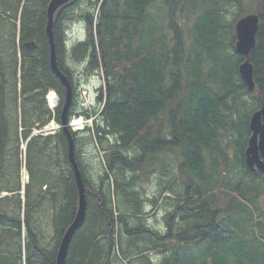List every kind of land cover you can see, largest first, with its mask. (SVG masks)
<instances>
[{
    "label": "trees",
    "instance_id": "16d2710c",
    "mask_svg": "<svg viewBox=\"0 0 264 264\" xmlns=\"http://www.w3.org/2000/svg\"><path fill=\"white\" fill-rule=\"evenodd\" d=\"M50 1L0 0V264H57L79 211L64 130L32 135L54 119L61 123L66 95L49 64ZM82 1L61 7L53 28L58 67L73 81L69 122L94 118L92 126L71 131L80 173L78 159L89 148L90 163H98L81 175L86 218L66 264H122L120 253L136 257L131 264H152V253L159 264H264V211L256 200L264 193V174L250 171L245 156L251 117L264 106V0L250 54L255 91L240 75L244 57L235 49L245 10L230 18L232 8L242 10V0H91L82 15L86 38L69 49L64 23ZM27 41L37 50L24 49ZM73 59L84 62L87 77L104 78L92 105L77 99ZM50 90L59 98L54 112L46 100ZM83 133L89 135L81 140ZM23 141L29 183L22 195ZM168 154L175 157L177 179L169 161L158 168ZM154 172L163 192L143 197L137 183ZM164 191L171 195L161 232L147 208L157 209Z\"/></svg>",
    "mask_w": 264,
    "mask_h": 264
},
{
    "label": "rangeland",
    "instance_id": "374dc122",
    "mask_svg": "<svg viewBox=\"0 0 264 264\" xmlns=\"http://www.w3.org/2000/svg\"><path fill=\"white\" fill-rule=\"evenodd\" d=\"M90 1L91 0H83L79 4V6L74 10L75 12H71L70 16L68 17L69 19L64 23V25L66 26V29H67V47L69 49H71L74 46V44H76L78 41L85 40V38H86L85 22H84L82 15L87 10L90 9V7H91ZM92 1H94V0H92ZM259 1L260 0H242V3H243L242 10H240L237 6H235L234 8L231 9V13L232 12H234V13L243 12L244 13L243 9L245 10V14L256 13L257 5H258ZM97 10H98V6H95L92 11L97 12ZM21 12L22 11L20 10L19 16H18L19 19L17 22L18 32L20 29V19H21V14H22ZM155 12H156V14H159V11H155ZM230 18L231 19L234 18L233 13L230 15ZM80 60H82V58ZM69 65L73 68L74 73H75L74 78H76V91H77V95H78L77 99H79L80 103H83L86 105L94 104L97 89L100 86L104 87V85H105L104 78H102L96 74L92 75L90 77H87L83 72L84 71L83 67L85 66L83 61L76 62L73 59L72 61L69 62ZM19 79H20V76L18 74V80ZM18 87H21V81H18ZM50 91H49L48 95L46 96V98L49 96ZM75 119L76 120L81 119V117L80 116L74 117L72 119V121ZM90 120H91V118L88 120L84 119L83 124L84 125L88 124L89 126H91V123H89ZM56 127H58L57 124L54 125V128H56ZM22 130H24V129L20 128V133H22ZM34 130H33V132H34ZM77 130H79V129L76 128L73 131H77ZM88 135H89L88 133L80 134V139L82 140V139L86 138ZM25 146H26V143L23 141L20 145V155H19L20 163L23 162L21 164L22 170H21L20 181H22L21 179H23V178L24 179L28 178V173H27V171H25V168H26V152H27V150L25 151ZM89 150L90 151L89 152L87 151V153L82 158H79V162L81 161V163H82V167H83L82 170H83L84 176L86 174H88V168H90L92 166L91 168L97 169V166H98V163L96 161H93V163H90L89 159H91V157H92L91 155L93 154V152L90 148H89ZM82 153H84V152H82ZM100 155H103V154L100 153ZM80 159H82V160H80ZM82 161H85L86 163H84ZM167 161H169L170 164L172 165V167H170V168H171L172 174L175 175L174 179H177V176H178L177 175V168H176V163H175V157L173 154H168L166 159H164V161H162V162L160 160V162H159L160 165L158 166L159 170L161 167L165 166L164 164H166ZM96 164H97V166H96ZM152 174L150 175L149 179H147L146 182L140 181L137 183V185L140 189H144V191H142L143 195H144L143 197H153V196L155 197V195H156V197H158L159 194L163 192V189L160 188V186H159V179H161L160 173L154 172V174L153 175ZM165 182H167L166 179H165ZM175 183H177V181H175ZM182 187H183V184L181 183V184H179L178 189H180ZM23 190H24V187L22 186V190L20 192L21 194L25 193V192H23ZM169 193H170V191H164V195L159 199L160 201L156 204L157 207L159 206L157 209L151 208V206H148V208H147L148 215L150 216L149 218H150L151 225H154L156 227V229H159L161 232H164V225H162V219H163V216L165 215L166 211L168 210V206H165L164 200L167 198L166 196H168ZM170 195H171V193H170ZM172 196L173 197H170V198H175V196L173 194H172ZM256 200L258 201L257 205L260 207V209L262 211H264V193L259 199H256ZM113 202L116 205V199L114 196H113ZM117 215H118V213L116 214V216ZM261 218L264 219V216H262ZM44 222H45V220H44ZM43 226L45 228V223H43ZM115 251L119 254L118 246H116ZM145 256H146V253H143V256L141 255L142 258H144ZM118 257H119L120 261L122 262V264H131L133 262V260H136L135 259L136 257H133L131 259L129 258L128 260H130V261H128V260H126L125 257H123V255L121 253ZM151 260H152V264H159L161 258L159 257V255L152 253L151 254ZM115 264H117V263H115Z\"/></svg>",
    "mask_w": 264,
    "mask_h": 264
},
{
    "label": "water",
    "instance_id": "95a60500",
    "mask_svg": "<svg viewBox=\"0 0 264 264\" xmlns=\"http://www.w3.org/2000/svg\"><path fill=\"white\" fill-rule=\"evenodd\" d=\"M71 0H53L49 8V18L50 22L48 24L49 38L53 46V37L52 34V21L54 12L63 4L69 3ZM259 14H251L240 19L236 25V52L246 58L242 66L240 67V74L243 81L247 84L250 91L255 89V84L253 80V66L250 62V53L255 48L256 45V35L259 28ZM28 49H32L29 44H27ZM33 47V45H32ZM55 50V47H54ZM53 69L55 74L60 79L62 85L66 87V103L64 104V114L62 117V122L64 125L67 124L66 115L70 109V104L73 98V93L71 85L68 78L61 72L56 69V65L53 61ZM252 137L249 140V146L246 151V164L252 170L255 171V166L264 173V108L260 111L253 114L251 123H250ZM70 142V159L74 166V170L77 176V181L80 190L81 204L79 215L73 224V226L67 232L65 238L62 241L58 264H65L67 252L72 240V237L76 230H78L84 222L86 214V202L84 189L81 182V176L79 174L77 164L74 156V144L71 136L67 134Z\"/></svg>",
    "mask_w": 264,
    "mask_h": 264
},
{
    "label": "bare ground",
    "instance_id": "6f19581e",
    "mask_svg": "<svg viewBox=\"0 0 264 264\" xmlns=\"http://www.w3.org/2000/svg\"><path fill=\"white\" fill-rule=\"evenodd\" d=\"M52 1L53 0H51L50 2H49V5L46 7V10H47V24H46V34H47V39L49 40V46H50V69H52V71H53V73H54V75H56L55 74V71H54V69H53V61H54V63H55V65H56V69L58 70V71H61L60 69H59V67H58V64H57V56H56V45H55V38H54V30H53V28H54V25H55V20H54V17L56 16L55 14L56 13H58L57 11L61 8V7H63L64 5H66V4H68V3H65V4H63V5H61L55 12H54V14H53V21H52V34H51V36L53 37V46H52V43H51V39L49 38V32H48V24H49V22H50V18H49V8H50V6H51V3H52ZM72 1V0H71ZM48 4V3H47ZM105 5H106V3H105ZM119 6V5H118ZM116 10V9H115ZM117 13V12H116ZM253 14H259V13H253ZM119 15V14H118ZM248 15H251V14H245L243 17H245V16H248ZM243 17H241L240 19H242ZM259 18H260V14H259ZM239 19V20H240ZM238 20V21H239ZM23 23V22H22ZM238 23V22H237ZM21 24V23H20ZM6 25V24H5ZM23 25V24H22ZM237 25V24H236ZM259 25H260V22H259ZM11 29V28H10ZM20 30H22V29H20ZM236 30V29H235ZM258 30H259V28H258ZM23 31V30H22ZM15 32V31H14ZM258 33V32H257ZM23 36V35H22ZM98 37V36H97ZM236 37H237V35H236ZM10 39V38H9ZM14 40V39H13ZM4 43V42H3ZM14 43V42H13ZM236 43H237V41H236ZM256 43H257V35H256ZM27 44H29L30 45V47L32 48V49H28V47H27ZM32 45H33V47H32ZM256 46V45H255ZM9 47V46H8ZM24 49H26V50H29V51H31V50H34L35 48H38V45L36 44V42L35 41H30V42H26L25 44H24ZM54 47H55V50H54ZM10 49V48H9ZM235 49H236V46H235ZM252 52V51H251ZM16 53H17V51H16ZM19 53V52H18ZM98 54V53H97ZM251 54V53H250ZM17 56V55H16ZM23 56V55H22ZM244 57V56H243ZM249 59H250V57H249ZM44 60V59H43ZM121 60V59H120ZM246 60V58L244 57V61ZM244 61H243V63H244ZM59 62V61H58ZM251 62V61H250ZM242 63V64H243ZM242 64L240 65V67L242 66ZM252 64V63H251ZM253 66V65H252ZM240 67H239V72H240ZM20 70H22V68H20ZM115 71V70H114ZM23 72V71H22ZM92 72V71H91ZM16 73V72H15ZM50 73H51V71H50ZM142 74V73H141ZM241 75V74H240ZM2 76H4L3 74H2ZM66 76V75H65ZM136 76V75H135ZM49 77V76H48ZM56 77H57V75H56ZM67 77V76H66ZM58 78V77H57ZM68 78V77H67ZM131 78H132V76H131ZM3 79V78H2ZM35 79V78H34ZM52 79V78H51ZM59 79V78H58ZM70 78H68V80H69ZM107 79V78H106ZM134 79V78H133ZM60 80V79H59ZM253 80H254V67H253ZM123 81V80H122ZM73 81H71L70 82V80H69V83H70V85L71 84H73L72 83ZM60 83H61V81H60ZM108 83V82H107ZM23 84V83H22ZM62 84V83H61ZM246 84V83H245ZM254 84H255V82H254ZM247 85V84H246ZM23 86V85H22ZM73 85H71V89H72V93H73V87H72ZM38 87V86H37ZM197 87V86H196ZM248 87V86H247ZM40 88V87H39ZM123 88V87H122ZM204 89H205V87H204ZM207 89V88H206ZM249 89V88H248ZM255 89H256V86H255ZM255 89L253 90V91H255ZM60 90V89H59ZM65 90H66V87H65ZM156 90V89H155ZM66 92V91H65ZM49 93V92H48ZM205 93H207V92H205ZM48 95V94H47ZM178 95V94H177ZM73 97H75L74 95H73ZM159 97V96H158ZM123 98V97H122ZM160 98V97H159ZM191 98V97H190ZM163 99V98H162ZM46 100H47V104H48V107L54 112L55 110H56V108H57V106H58V101H59V98H58V95H57V93H56V91L55 90H51L50 91V94H49V96L46 98ZM104 100V99H103ZM228 100V99H227ZM65 102H63L64 104L66 103V95H65V100H64ZM128 101V100H127ZM72 102H73V98H72V101H71V104H70V108H71V105H72ZM167 102V101H166ZM97 103H98V101H97ZM115 103V102H114ZM64 104H63V108H62V113H60L61 115V118H60V120H61V123H56L54 120L48 125V126H46V127H44L43 129H41V130H34V132L32 133V135H34V136H37V135H48V134H54L56 131H58L59 129H63L64 130V132H65V134H66V136H67V134H69L70 136H71V138H72V140H73V144H74V156H75V161H76V164H77V158L78 157H76V145H75V140H74V135L72 136V133H71V131H73V130H75L76 128L77 129H79V130H77V131H82V130H84L86 127H87V125L88 124H83V120L85 119L84 117H81V119H75V120H71L70 122H69V112H70V110L71 109H69L68 110V112H67V115H66V119H67V124L66 125H64L63 124V122H62V117H63V114H64ZM74 104H75V102H74ZM105 104V103H104ZM110 104V103H109ZM261 104V103H260ZM165 105V104H164ZM18 106V105H17ZM29 106V105H28ZM60 106V105H59ZM61 107V106H60ZM73 108V107H72ZM262 108H264V106L262 105V107H261V109ZM19 109V108H18ZM17 109V110H18ZM55 109V110H54ZM154 109V108H153ZM169 109V108H168ZM260 109V110H261ZM140 110V109H139ZM179 110V109H178ZM260 110H258V111H260ZM3 111V110H2ZM100 111V110H99ZM258 111H256V112H258ZM51 112V111H50ZM72 112H74V111H72ZM88 112V111H87ZM86 112V113H87ZM95 112V111H94ZM110 112V111H109ZM166 112V111H165ZM99 113V112H98ZM156 113V112H155ZM188 113V112H187ZM96 114V113H95ZM97 115V114H96ZM185 115V114H184ZM73 116V115H72ZM72 116L70 117V118H72ZM92 116V115H91ZM100 116V115H99ZM98 116V117H99ZM147 116V115H146ZM252 117H253V115H252ZM252 117H251V120H252ZM18 118H20V117H18ZM144 119V118H143ZM86 120H88V119H86ZM93 120H94V118H91V120L89 121V123H91V126L93 125ZM111 121V120H110ZM150 122H151V120H149ZM106 122V121H105ZM131 122V121H130ZM143 122V121H142ZM184 122V121H183ZM24 123V122H23ZM98 123V122H97ZM103 123V122H102ZM250 123H251V121H250ZM55 124H57L58 125V127H56V128H54V125ZM59 124H61V125H59ZM106 124V123H105ZM142 124H144V123H142ZM167 124V123H166ZM165 124V125H166ZM169 124V123H168ZM126 125V124H125ZM2 126V125H1ZM89 126V125H88ZM106 127V126H105ZM143 127H144V125H143ZM2 128V127H1ZM18 128V127H17ZM26 128V127H25ZM135 128V127H134ZM138 129V128H137ZM250 129H251V127H250ZM100 130V129H99ZM102 130V129H101ZM117 130V129H116ZM122 130V129H121ZM23 131V130H22ZM251 131V130H250ZM74 132H76V131H74ZM30 136H31V134H30ZM97 136V135H96ZM137 136V135H136ZM2 137V136H1ZM135 137V136H134ZM252 137V136H251ZM250 137V138H251ZM5 138V137H4ZM76 138V137H75ZM145 138V137H144ZM65 139H68V136L67 137H65ZM29 140H30V138H29ZM29 140H28V142H29ZM250 140V139H249ZM77 141V140H76ZM139 141V140H138ZM68 142H69V139H68ZM148 143V142H147ZM67 145H69L68 147H69V159H70V142H69V144H67ZM119 146V145H118ZM248 146H249V144H248ZM126 147V146H125ZM57 150V149H56ZM25 151H26V146H25ZM247 151V150H246ZM86 154V153H85ZM26 156H27V152H26ZM78 156V155H77ZM245 156H246V153H245ZM84 159V158H83ZM80 160H82V159H80ZM98 160V159H97ZM71 161V159L69 160V162ZM106 161V160H105ZM78 162H79V159H78ZM83 162V161H82ZM23 163V162H22ZM84 163H86L85 161H84ZM83 163V164H84ZM71 164H72V162H71ZM78 164H80V163H78ZM78 164H77V168H78V171H79V174H80V176L83 174V173H80V170H79V167H78ZM93 165V164H92ZM247 165V164H246ZM84 166V165H83ZM89 166V165H88ZM91 166V165H90ZM96 166H97V164H96ZM87 167V166H86ZM92 167V166H91ZM248 167V166H247ZM72 168H74V166H73V164H72ZM83 168V167H82ZM248 169L250 170V171H252L249 167H248ZM85 170V169H84ZM25 171H27L26 170V168H25ZM86 171V170H85ZM107 171V170H106ZM255 171L256 172H258V171H260V172H262L263 173V171H261L260 169H258L257 168V166H255ZM255 171H252V172H255ZM82 172V171H81ZM89 172V171H88ZM73 173H74V171H73ZM75 175H76V173H74ZM264 174V173H263ZM87 175V174H86ZM116 175V174H115ZM104 179V178H103ZM22 181H21V184H22V186L24 187V190H23V192L25 191V186L29 183V175H28V178L27 179H21ZM76 181H77V176H76ZM99 181V180H98ZM81 182H82V185H83V189H84V195H85V202L87 203V201H86V192H85V186H84V183H83V180H82V176H81ZM86 183V182H85ZM77 185H78V181H77ZM91 187V186H90ZM86 188H88V187H86ZM77 190H79V185H78V188H77ZM79 193H78V196H80V190L78 191ZM3 195H6V193H4ZM23 195V194H22ZM95 195V194H94ZM114 196V195H113ZM116 196V195H115ZM79 202H81V197H80V200H79ZM79 204V211H80V204L81 203H78ZM78 207V206H77ZM26 208V207H25ZM79 211H78V214H77V217H78V215H79ZM23 217V216H22ZM77 217H75L76 219H77ZM85 218H86V214H85ZM76 219H74L75 221H76ZM75 221H74V223H75ZM73 222V221H72ZM24 223V222H23ZM71 223V222H70ZM73 223V224H74ZM84 223H85V219H84V222H83V225H84ZM73 224H72V226H73ZM180 224V223H179ZM83 225L78 229V230H80L82 227H83ZM25 226V225H24ZM71 226V227H72ZM68 227V226H67ZM70 227V228H71ZM69 228V229H70ZM69 229L66 231V233H65V236H66V234H67V232L69 231ZM78 230H76V232L74 233V235H73V237H72V240H71V243H70V246H69V249H70V247H71V244H72V241H73V238H74V236H75V234L77 233V231ZM81 231V230H80ZM26 235V234H25ZM64 236V235H63ZM65 236L63 237V239L65 238ZM53 238V237H52ZM25 239V238H24ZM63 241V240H62ZM160 241V240H159ZM61 244H62V242H61ZM159 247V246H158ZM60 248H61V245H60ZM69 249H68V252H69ZM23 250V249H22ZM25 250V249H24ZM183 250V249H182ZM59 252H60V249H59ZM68 252H67V256H68ZM67 256H66V261H67ZM57 257H59V253H58V256ZM136 259V258H135ZM26 261V260H25ZM130 261V260H129ZM174 261V260H173ZM190 261V260H189ZM127 262V261H126ZM57 264H58V258H57ZM65 264H66V262H65Z\"/></svg>",
    "mask_w": 264,
    "mask_h": 264
},
{
    "label": "flooded vegetation",
    "instance_id": "af4514ba",
    "mask_svg": "<svg viewBox=\"0 0 264 264\" xmlns=\"http://www.w3.org/2000/svg\"><path fill=\"white\" fill-rule=\"evenodd\" d=\"M58 15V14H57ZM37 50V48H35L34 50H31V51H29V50H27L28 52H34V51H36Z\"/></svg>",
    "mask_w": 264,
    "mask_h": 264
}]
</instances>
